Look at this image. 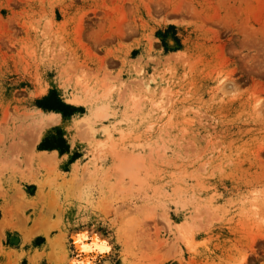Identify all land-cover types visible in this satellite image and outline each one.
Here are the masks:
<instances>
[{"label": "rangeland", "instance_id": "1", "mask_svg": "<svg viewBox=\"0 0 264 264\" xmlns=\"http://www.w3.org/2000/svg\"><path fill=\"white\" fill-rule=\"evenodd\" d=\"M86 259L264 264V0H0V264Z\"/></svg>", "mask_w": 264, "mask_h": 264}, {"label": "bare ground", "instance_id": "2", "mask_svg": "<svg viewBox=\"0 0 264 264\" xmlns=\"http://www.w3.org/2000/svg\"><path fill=\"white\" fill-rule=\"evenodd\" d=\"M73 101H75V99H73ZM72 102V101H71ZM76 102H78L77 100H76ZM105 111H106V107L103 105V106H99V107H97V108H94V110H93V112H92V114H93V116L95 117V118H100V117H103L104 116V114H105ZM59 117V116H58ZM75 169H77V168H75ZM82 240V239H81ZM95 244V243H94ZM97 245H98V243H97ZM100 246H101V244H99ZM86 246H88V245H86L85 243H83L82 245H81V247H83V249L86 247ZM92 246V245H91ZM98 247V246H97ZM100 249V248H99ZM98 249V250H99ZM103 250H104V248H102ZM101 249V250H102ZM83 263H85V264H95L94 263V260H91V259H86V262H83Z\"/></svg>", "mask_w": 264, "mask_h": 264}, {"label": "trees", "instance_id": "3", "mask_svg": "<svg viewBox=\"0 0 264 264\" xmlns=\"http://www.w3.org/2000/svg\"><path fill=\"white\" fill-rule=\"evenodd\" d=\"M61 106H62V105H60L58 102H53L52 100L46 102V103L43 105V107H45V108H49V109H61ZM45 146H46V145H45ZM46 147L51 148L52 146H50V143H49V144H47ZM53 148H56V147L54 146Z\"/></svg>", "mask_w": 264, "mask_h": 264}, {"label": "snow or ice", "instance_id": "4", "mask_svg": "<svg viewBox=\"0 0 264 264\" xmlns=\"http://www.w3.org/2000/svg\"><path fill=\"white\" fill-rule=\"evenodd\" d=\"M82 236L84 237L85 240L89 239V237H87L86 234H83V233H82ZM85 250H86V251L89 250V249L87 248V246L85 247Z\"/></svg>", "mask_w": 264, "mask_h": 264}]
</instances>
